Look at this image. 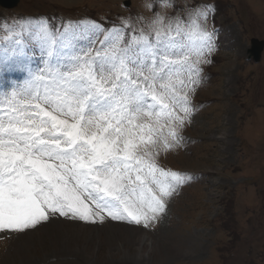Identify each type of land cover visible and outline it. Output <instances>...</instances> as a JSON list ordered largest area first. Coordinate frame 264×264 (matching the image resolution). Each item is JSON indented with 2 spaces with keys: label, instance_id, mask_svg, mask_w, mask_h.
<instances>
[{
  "label": "snow or ice",
  "instance_id": "obj_1",
  "mask_svg": "<svg viewBox=\"0 0 264 264\" xmlns=\"http://www.w3.org/2000/svg\"><path fill=\"white\" fill-rule=\"evenodd\" d=\"M210 9L197 7L187 30L157 15L128 39V21L111 30L94 21L60 30L44 18L18 22L19 32L5 28L0 59L27 78L0 94V232L35 230L54 214L93 224L106 214L148 228L165 212L167 198L192 177L161 168L155 157L161 144L168 150L182 139L177 129L192 114L177 85L187 87L181 77L192 71V50L203 56L215 48L214 31L197 19ZM25 33L44 67L33 69ZM98 33L103 47L94 50ZM85 34L86 51L76 47ZM153 117L169 122L172 142L161 141Z\"/></svg>",
  "mask_w": 264,
  "mask_h": 264
},
{
  "label": "rangeland",
  "instance_id": "obj_2",
  "mask_svg": "<svg viewBox=\"0 0 264 264\" xmlns=\"http://www.w3.org/2000/svg\"><path fill=\"white\" fill-rule=\"evenodd\" d=\"M212 1L125 0V6L123 0H20L12 9L0 7V39L6 27L19 32L18 22L41 18L60 30L68 21H101L107 30L128 21L127 39L148 29L157 15L174 27L179 19L187 30L195 9L204 5L211 9L198 23L215 33L211 53H189L192 71L181 77L187 87L177 85L196 100L194 114L177 129L182 139L170 137L173 146L164 150L161 144L155 157L167 170L192 177L167 198L165 212L148 228L106 214L95 224L54 214L35 230L0 232V264H264V51L257 63L246 56L250 38L264 40V0ZM87 35L77 49L90 46ZM24 39L33 69L44 67L38 44L27 33ZM197 67L205 71L201 77ZM0 68L10 83L3 93L27 78L6 71L2 59ZM165 121L149 122L158 129ZM249 175L251 182L245 180ZM138 232L149 238L144 258L132 255L136 244L130 237Z\"/></svg>",
  "mask_w": 264,
  "mask_h": 264
},
{
  "label": "bare ground",
  "instance_id": "obj_3",
  "mask_svg": "<svg viewBox=\"0 0 264 264\" xmlns=\"http://www.w3.org/2000/svg\"><path fill=\"white\" fill-rule=\"evenodd\" d=\"M131 235L132 234L127 235V233H125V237H129ZM130 239L132 241H134L135 244H136V249L132 253V255L134 257H138V258H144V257H146L148 255L147 254L148 253L147 246H148V240H149L148 236L146 234H144V233H139L138 232V233L132 235V238L130 237ZM145 242H147V243H145ZM149 246H150V248H152V245L151 244H149ZM126 254H127V252H126Z\"/></svg>",
  "mask_w": 264,
  "mask_h": 264
},
{
  "label": "water",
  "instance_id": "obj_4",
  "mask_svg": "<svg viewBox=\"0 0 264 264\" xmlns=\"http://www.w3.org/2000/svg\"><path fill=\"white\" fill-rule=\"evenodd\" d=\"M17 2L18 0H0V5L3 7H12L16 5ZM263 44H264L263 41L252 39L251 47L247 50L248 56L255 61L259 60L263 48Z\"/></svg>",
  "mask_w": 264,
  "mask_h": 264
}]
</instances>
